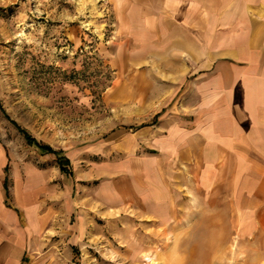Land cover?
<instances>
[{
	"label": "crops",
	"instance_id": "crops-1",
	"mask_svg": "<svg viewBox=\"0 0 264 264\" xmlns=\"http://www.w3.org/2000/svg\"><path fill=\"white\" fill-rule=\"evenodd\" d=\"M106 1L121 33L160 38L165 56L132 76L148 122L98 143L99 199L167 222L174 195L192 187L228 212L248 244L243 264H264V0ZM34 147L0 139V264H67L53 240L74 212V185L56 154Z\"/></svg>",
	"mask_w": 264,
	"mask_h": 264
},
{
	"label": "rangeland",
	"instance_id": "rangeland-1",
	"mask_svg": "<svg viewBox=\"0 0 264 264\" xmlns=\"http://www.w3.org/2000/svg\"><path fill=\"white\" fill-rule=\"evenodd\" d=\"M121 31L106 0H0V139L19 152L35 148L15 122L36 141L68 156L74 212L53 240L63 255L67 252L63 260L250 262L242 259L248 244L238 241L223 205L210 210L208 195L192 187L174 195L175 211L167 222L99 199L104 179L98 143L114 129L145 124V115L135 113L132 76L145 75L165 56L160 38L150 45L144 35ZM163 87L154 83L159 93ZM217 203L225 201L219 197Z\"/></svg>",
	"mask_w": 264,
	"mask_h": 264
},
{
	"label": "trees",
	"instance_id": "trees-1",
	"mask_svg": "<svg viewBox=\"0 0 264 264\" xmlns=\"http://www.w3.org/2000/svg\"><path fill=\"white\" fill-rule=\"evenodd\" d=\"M12 123L16 126L18 131L23 135L24 139L28 144L34 145L44 151L56 154L57 164L59 165L60 170L67 174L70 173V170L68 169V164H69L68 160L64 158V156H61L59 150H53L50 146L43 144L39 141H36L29 133H27L24 129L20 128L15 122Z\"/></svg>",
	"mask_w": 264,
	"mask_h": 264
}]
</instances>
